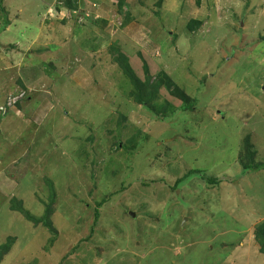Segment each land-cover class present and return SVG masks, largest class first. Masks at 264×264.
<instances>
[{
  "label": "rangeland",
  "instance_id": "374dc122",
  "mask_svg": "<svg viewBox=\"0 0 264 264\" xmlns=\"http://www.w3.org/2000/svg\"><path fill=\"white\" fill-rule=\"evenodd\" d=\"M119 1L0 0V264H264V0Z\"/></svg>",
  "mask_w": 264,
  "mask_h": 264
},
{
  "label": "trees",
  "instance_id": "16d2710c",
  "mask_svg": "<svg viewBox=\"0 0 264 264\" xmlns=\"http://www.w3.org/2000/svg\"><path fill=\"white\" fill-rule=\"evenodd\" d=\"M126 1L127 0H120L119 1L118 8L120 11H122L123 8L125 7ZM247 1H250V0H247ZM162 2L163 1L160 0L159 7L161 6ZM200 3H201V0H197V4L200 5ZM192 23L196 24L197 26L201 25L200 23L195 22V21ZM263 41H264V37H263ZM117 63L121 66V69L123 70L124 76L130 80L131 85L135 88L136 91H138V95H136V97H135L137 103L144 106L148 111H151L152 113H154V108L151 104L156 100V97L159 96V93L156 91V93L154 95L151 94L149 101L144 100L143 96H141V93H139V91L142 88L141 83L138 80V78L136 77L135 73L133 72V69L131 68V66L125 60H121V59H118ZM196 107H197V101L193 102L192 104H190V103L185 104L180 110L183 112H189V111H193ZM254 168H256V169L264 168V163L259 164V165H255V166L252 164L244 166L245 171H249V170L254 169ZM200 174H201V172H199L197 170L191 171L187 176H185L182 180H180L178 182V185L182 184L186 179H188L194 175H200ZM207 182L211 185H217V183H218V181L212 180V179L211 180L208 179ZM50 186L52 187L51 183H50ZM51 190L53 191V194L51 195V201L53 202L54 197H55L54 196V189L51 188ZM102 205H103V203L100 204L99 206L101 207ZM11 208H12V210L18 211V212L22 213L23 215H25V218L28 222H34L36 224L39 223L38 222L39 220H35L34 218H32V215L30 213H27L26 211L24 212V207H23L22 203H20V202L17 203L15 201V202H13ZM99 218H100V213L98 211H96L95 212V221L98 222ZM41 224L45 228H47L49 230V232L53 235L52 242H51L53 245L55 243V241L57 240L58 233H57V230L54 228V225H52L50 210H47L45 217L42 219ZM255 240L260 247L261 253L264 255V221L261 224H259L255 229ZM9 245H11V243L8 242L7 246L2 248V251L4 249H6ZM75 251H76V249H74V251H72L71 253H74Z\"/></svg>",
  "mask_w": 264,
  "mask_h": 264
},
{
  "label": "clouds",
  "instance_id": "9594fccd",
  "mask_svg": "<svg viewBox=\"0 0 264 264\" xmlns=\"http://www.w3.org/2000/svg\"><path fill=\"white\" fill-rule=\"evenodd\" d=\"M4 108V109H3ZM2 110L5 111V107H3Z\"/></svg>",
  "mask_w": 264,
  "mask_h": 264
},
{
  "label": "built area",
  "instance_id": "2783aa9c",
  "mask_svg": "<svg viewBox=\"0 0 264 264\" xmlns=\"http://www.w3.org/2000/svg\"><path fill=\"white\" fill-rule=\"evenodd\" d=\"M15 103V102H14Z\"/></svg>",
  "mask_w": 264,
  "mask_h": 264
}]
</instances>
